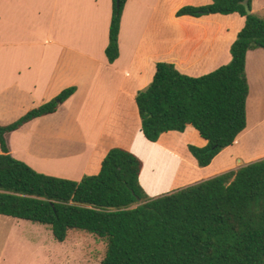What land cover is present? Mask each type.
Instances as JSON below:
<instances>
[{"label":"trees","instance_id":"1","mask_svg":"<svg viewBox=\"0 0 264 264\" xmlns=\"http://www.w3.org/2000/svg\"><path fill=\"white\" fill-rule=\"evenodd\" d=\"M128 0H113L106 56H120L119 35ZM246 0L186 5L177 16L239 13L246 24L232 44V61L201 75L160 61L136 101L151 142L189 125L207 140L190 144L199 167L212 164L248 126V52L264 48V16L249 14ZM253 9V0H248ZM77 91L63 90L8 125L0 123V215L40 223L63 242L73 229L107 241L101 264H264V158L236 170L151 198L140 182L143 159L114 147L96 175L80 181L49 175L13 156L8 136L58 111Z\"/></svg>","mask_w":264,"mask_h":264},{"label":"crops","instance_id":"2","mask_svg":"<svg viewBox=\"0 0 264 264\" xmlns=\"http://www.w3.org/2000/svg\"><path fill=\"white\" fill-rule=\"evenodd\" d=\"M162 1H127L119 35L120 56L114 63H110L106 56V48L110 41L113 0H0V123L11 124L31 109L51 101L66 88L77 87V91L59 107L58 111L36 118L8 136L14 157L23 159L37 171L49 175L77 181L85 175H96L101 171L102 161L110 149L124 146L122 148L133 150L129 143H123L121 140L118 141L121 145H107L111 137L123 139V131L128 136L130 131L133 133L137 130L145 138L141 129L142 119L136 95L152 82L158 62H170L185 74L201 76L211 71L197 70L196 65L205 66V62L221 59L224 60L221 64L225 65L232 58V53L230 55L229 53L237 38L233 39V35L225 41L226 45L221 44L225 33L219 22L225 19L235 21L237 24L235 33L238 37L246 24V17L239 13L178 17L177 12L180 8H174L175 18L172 17L161 28L158 20ZM252 6V11L255 12L254 0ZM139 9L141 10L138 11ZM203 22L214 28L212 33L218 39L210 49L204 50L207 60L204 58V61L194 64L193 69V65L185 66L180 63L183 57H180L178 50L185 49L187 45L185 42L182 44V41L190 42L193 36L189 23ZM166 41L168 51L162 52L161 44ZM194 49L197 51L198 47H193L192 50ZM197 54L200 55L199 50ZM220 66L214 67L212 71ZM247 72L250 84L247 103L248 126L234 144L243 141L242 143L247 146L250 141L251 150L248 151V157L253 155L250 160H257L259 159L256 158L257 154L264 151V48L248 52ZM85 89L92 91L99 101L100 108L97 110L98 120L89 127L91 133L84 135L82 141H79L81 139L78 137L73 139V143L78 144V149L72 148L74 150L66 154H60L57 148L46 150L45 155L39 156L40 159L35 155L28 156L29 154L18 148L15 151L11 143L12 137L21 135L33 126L43 125L47 118L57 115L64 109L65 103L77 99ZM124 106L125 112H120ZM113 126L116 127L115 130ZM118 126L123 129L121 134L118 133ZM191 126L189 125L186 131ZM78 127L80 131L85 132L83 118ZM47 132L45 130L43 135H48ZM52 132L58 134L55 129ZM85 142H88L89 146L87 144L83 146ZM233 145L230 149L234 147ZM100 152L102 153L100 159H95ZM221 153L211 165L203 169L207 170L215 164ZM63 156L70 162L68 172H62L64 169L57 166L56 159H63ZM226 167L215 170L213 174L229 170Z\"/></svg>","mask_w":264,"mask_h":264},{"label":"rangeland","instance_id":"3","mask_svg":"<svg viewBox=\"0 0 264 264\" xmlns=\"http://www.w3.org/2000/svg\"><path fill=\"white\" fill-rule=\"evenodd\" d=\"M205 1L207 0H163L158 20L159 26L162 28L167 21L169 22L174 17V8L179 9L186 5H207L213 2V0ZM202 2L205 3L202 4ZM254 5L256 7L255 12L260 16H264V0H254ZM219 25L220 28H224L225 33L224 40L220 41L221 44L226 45L225 41L232 38L233 35V39L237 38V33H235L237 24L235 21L225 19L219 22ZM189 26L193 32V36H191L190 42L183 40L182 44L185 42L187 46L185 49L179 48L178 51L181 55L180 57H183L180 63L185 66H194L198 62L204 61V58L207 60V54L204 50L210 49L218 38L213 35L212 30L214 28L212 29L211 25L207 22L201 24L189 23ZM163 34L164 32L161 34L162 38ZM204 37L206 38L204 39ZM165 38H167V33L165 34ZM161 47L162 52L168 51L167 41L163 42ZM193 47H198L200 55L197 54L198 50H192ZM223 61L221 59L205 62V66L196 65V68L197 70L208 69L212 71L214 67L220 66ZM231 61L232 58L225 64ZM147 86H144V88ZM63 108L58 113L60 116L58 114L51 116L44 121L43 125L33 126L21 135H17L15 138L12 137L11 143L15 151L18 148L25 154H29L28 156L35 155L36 158H39L43 153H46V151H43L45 149L50 151L57 148L60 154H66L72 148L78 149V144H74L73 139L78 137V139H81L79 141H82L84 135L91 133L89 127L98 120L97 110L100 108L99 101L94 97L91 90L86 91L85 89L79 94L77 99L70 103H65ZM125 110L126 107L124 106L119 111L124 113ZM80 117L83 118L86 125L85 132L80 131L78 127V123H81ZM251 120L253 122L252 109ZM122 127L118 126L119 134L123 130ZM53 129L58 131V134H54L52 132ZM115 129L116 127L113 126V130ZM45 130L48 131V135H43ZM125 134L126 132L123 131V139L111 137L107 145H121L118 143L119 140L123 143H129L130 147H133L132 151L143 159L145 165L140 182L151 198L185 188L230 170H236L264 158L263 151L257 154L256 158L259 157V159L250 160L253 156L248 157V151L251 150L249 148L251 142L249 141L248 145L245 146L242 143L243 141H241L236 145L234 144V147L231 149L229 147L222 152L218 160L215 161V164L205 170L197 165L195 158L189 150V145L193 144L202 147L207 144V141L192 126L185 133L171 132L163 135L159 141V145L157 144L158 142L154 143L147 140L146 137L144 138L137 130L133 133L130 131L128 136ZM85 144L89 146L88 142L82 145L84 146ZM253 148H256V146H253ZM102 152H104V149ZM101 154L100 152L99 156H96L95 159L99 160ZM66 159V156H63V159L60 158V160L56 159L58 162L57 166L64 169L62 172L70 170V162ZM20 160L23 161V159ZM224 165L229 170L213 174L215 170H221L220 168L225 167ZM71 169L73 168L71 167ZM106 251L107 241L87 231L73 229L69 232L67 239L60 242L54 237L51 228L46 225L0 215V264H101L105 258Z\"/></svg>","mask_w":264,"mask_h":264},{"label":"water","instance_id":"4","mask_svg":"<svg viewBox=\"0 0 264 264\" xmlns=\"http://www.w3.org/2000/svg\"><path fill=\"white\" fill-rule=\"evenodd\" d=\"M244 5H245V7H246L247 12H248L249 14H251L253 11H252V9H251V7H250V3H249V1L246 0V1L244 2Z\"/></svg>","mask_w":264,"mask_h":264},{"label":"bare ground","instance_id":"5","mask_svg":"<svg viewBox=\"0 0 264 264\" xmlns=\"http://www.w3.org/2000/svg\"><path fill=\"white\" fill-rule=\"evenodd\" d=\"M44 151H46V149ZM42 155H45V153H43Z\"/></svg>","mask_w":264,"mask_h":264}]
</instances>
